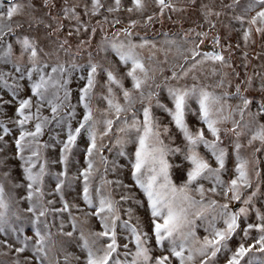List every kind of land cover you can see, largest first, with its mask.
I'll return each instance as SVG.
<instances>
[{
  "label": "snow or ice",
  "instance_id": "1",
  "mask_svg": "<svg viewBox=\"0 0 264 264\" xmlns=\"http://www.w3.org/2000/svg\"><path fill=\"white\" fill-rule=\"evenodd\" d=\"M0 264H264V0H0Z\"/></svg>",
  "mask_w": 264,
  "mask_h": 264
},
{
  "label": "rangeland",
  "instance_id": "2",
  "mask_svg": "<svg viewBox=\"0 0 264 264\" xmlns=\"http://www.w3.org/2000/svg\"><path fill=\"white\" fill-rule=\"evenodd\" d=\"M158 115H163L162 113H157ZM166 122V121H165ZM44 139L46 140V139H48V137L47 136H45L44 137ZM130 148H131V146H130ZM202 151H203V149H202ZM78 159H80L81 160V162H82V160H83V158H82V156H78L77 157ZM128 183H131V181L130 180H128L127 181ZM73 195H74V193H73ZM201 232H202V230H201Z\"/></svg>",
  "mask_w": 264,
  "mask_h": 264
}]
</instances>
